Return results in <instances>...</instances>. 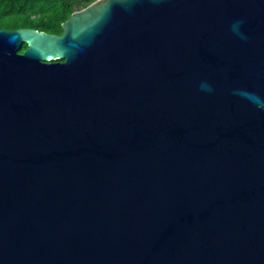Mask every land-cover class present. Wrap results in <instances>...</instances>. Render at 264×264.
I'll return each instance as SVG.
<instances>
[{"label": "water", "instance_id": "obj_1", "mask_svg": "<svg viewBox=\"0 0 264 264\" xmlns=\"http://www.w3.org/2000/svg\"><path fill=\"white\" fill-rule=\"evenodd\" d=\"M62 27L0 29V264H264V0Z\"/></svg>", "mask_w": 264, "mask_h": 264}, {"label": "trees", "instance_id": "obj_2", "mask_svg": "<svg viewBox=\"0 0 264 264\" xmlns=\"http://www.w3.org/2000/svg\"><path fill=\"white\" fill-rule=\"evenodd\" d=\"M97 0H0V29H36L62 35V25L74 12ZM27 49L24 45L20 53Z\"/></svg>", "mask_w": 264, "mask_h": 264}]
</instances>
